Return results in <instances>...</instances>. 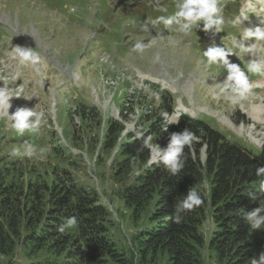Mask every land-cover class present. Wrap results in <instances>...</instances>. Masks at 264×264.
Masks as SVG:
<instances>
[{
	"label": "rangeland",
	"instance_id": "1",
	"mask_svg": "<svg viewBox=\"0 0 264 264\" xmlns=\"http://www.w3.org/2000/svg\"><path fill=\"white\" fill-rule=\"evenodd\" d=\"M243 1L220 0L225 20L222 32L211 36L197 29L184 36L157 22L158 17L176 11L177 0H0V87L20 94L11 98L9 114L17 107H34L45 114L38 133L20 136L12 129L7 110L0 107V171L4 167L13 169L11 163L17 162L25 168V180L47 182L52 167L68 169L75 182L94 188L107 206L116 232L114 241L131 264H165L163 253L151 259L139 257L137 237L150 221L142 218L135 222L120 195L144 165L132 163L117 175V162L122 158L119 146L129 141L130 135L144 138L150 152L148 163L158 160L156 144L161 148L167 145L154 131L161 125L163 129L179 113V121L184 115L205 121L264 161V121L253 120L241 109L242 104L264 102V87H253L251 95L232 105L219 91L225 69L207 66L202 55L213 42L229 47L235 53L229 57L230 62L247 72L253 57L241 50V42L245 46L254 43L244 40V31L259 23L255 12L243 13ZM237 18H241V24L234 25ZM153 38L156 45L143 55L129 54L135 41ZM16 46L40 52L44 59L41 75L31 66L18 63ZM259 46L255 56L264 57V41ZM156 53L161 56L158 63L153 62ZM247 74L252 84L264 80V73ZM190 75L198 77L197 85L193 89L187 84L184 91H179L177 85H183ZM141 83L143 88L139 87ZM161 90L166 96L163 104ZM169 98L171 111L162 107L168 106ZM114 121L123 129L106 141L107 126ZM148 137H152L150 143ZM25 140L44 148V159L39 155L33 159L12 157L11 150ZM104 141L110 147H103ZM205 147L200 148L201 162L205 160ZM202 183L207 189L206 178ZM210 228L208 217L203 226L205 237ZM19 251L17 246L9 264H30L32 258L18 256ZM201 255L203 264H220L207 245ZM3 259L7 258L0 254Z\"/></svg>",
	"mask_w": 264,
	"mask_h": 264
},
{
	"label": "trees",
	"instance_id": "2",
	"mask_svg": "<svg viewBox=\"0 0 264 264\" xmlns=\"http://www.w3.org/2000/svg\"><path fill=\"white\" fill-rule=\"evenodd\" d=\"M164 92L160 91L162 104ZM169 104L170 98L168 106L162 107L171 111ZM122 129L119 122H110L106 141ZM184 129L195 133L199 141L185 147V166L176 176L162 163H148L150 152L144 138L130 135L119 146L122 158L117 162V175L132 163L144 165L120 195L135 222L150 221L137 237L139 257L151 259L163 253L165 264H203L201 249L207 245L220 264H251L250 259L264 251V230L253 231L244 213L264 205V196L257 191L260 178L255 175L264 161L205 121L185 115L166 132L161 125L154 133L167 145L170 133ZM202 145L206 146L203 162L199 159ZM103 147L110 145L104 141ZM11 164L13 169L0 171V254L7 258L0 264L10 263L17 246V255L32 258L30 264H131L114 241L110 212L94 188L75 182L68 169L56 167L51 168L47 182L27 181L24 166ZM203 178L208 181L207 189L202 186ZM189 188L200 192L204 203L184 213L176 224L171 217ZM249 191L255 192L256 199L248 196ZM69 216L77 217V228L57 232V226ZM208 217L211 228L205 237L203 226Z\"/></svg>",
	"mask_w": 264,
	"mask_h": 264
},
{
	"label": "clouds",
	"instance_id": "3",
	"mask_svg": "<svg viewBox=\"0 0 264 264\" xmlns=\"http://www.w3.org/2000/svg\"><path fill=\"white\" fill-rule=\"evenodd\" d=\"M222 11L220 0H177L176 11L169 16L158 17L157 22L162 23L165 29L184 36L190 35L193 30L197 29L215 36L217 33L222 32L225 24ZM232 23L234 25L241 24V18H237ZM248 39L253 40L254 43L245 46V43L241 42V50L253 57L247 64V72L240 65L230 62L229 57L235 53L229 47L217 46L213 42L212 46L207 47L202 52L207 66L220 65L225 69L227 74L219 85V91L224 95L225 100L232 105L238 104L252 94L253 85L247 73H264V57L255 56V53L260 50L259 42L264 41V24L255 28H245L244 40ZM156 43L155 38L147 42L137 40L132 44L129 54L143 55L146 50L154 47ZM14 53L20 65L31 66L37 75L42 74L40 66L43 65L44 59L39 51L33 47L16 46ZM160 60V54L156 53L153 62L158 63ZM139 87L143 88L144 85L141 83ZM19 96V93L13 95L7 88L0 87V107L7 110V114L11 118V127L18 135L38 133L44 122L45 114L43 111H37L34 107H17L14 112L9 114V109L12 107L11 98ZM180 116L181 114L178 113L174 121L168 120L162 130L166 132L169 124H178ZM151 140L152 137H148L147 142L150 143ZM196 140H198V137L188 129L170 133L169 142L165 148H161L156 144L155 150L159 159L152 162L155 164L162 163L172 176H176L185 166V147L191 146ZM44 153V148H38L25 140L20 146L13 148L10 155L23 159H33L39 155L40 159H44ZM255 175L260 178L257 191L261 196H264V166H257ZM248 196L251 199H256V194L253 191H249ZM203 203L204 200L200 192L194 188H189L183 199L176 204L175 214L171 217L173 222L179 224L184 213L198 208ZM244 220L253 231L264 230V205H259L252 211L244 213ZM77 226V217L69 216L57 226L56 231L65 233L70 229L77 228ZM250 261L251 264H264V251H261L258 256L252 257Z\"/></svg>",
	"mask_w": 264,
	"mask_h": 264
},
{
	"label": "bare ground",
	"instance_id": "4",
	"mask_svg": "<svg viewBox=\"0 0 264 264\" xmlns=\"http://www.w3.org/2000/svg\"><path fill=\"white\" fill-rule=\"evenodd\" d=\"M245 1L246 2L243 3V10H242L243 13L255 12L256 15L258 16L255 19L256 22H258L261 18H264V0H245ZM258 6H261V8H259V10H257ZM243 15H247V14H243ZM252 23H253V21H252ZM198 80H199L198 77H195L194 75H190L189 78H187V80H185L183 82V85H179L178 84L177 87L179 88V91H181V92L186 89L187 84L191 85V87L194 89V87L198 83L197 82ZM253 82H254L252 84L253 87H255V86L258 87V88H263L264 87V80L263 79H260V80H257V81H253ZM200 83H204V82L202 81ZM177 87L176 86L174 87L175 91H176V89H178ZM179 107L183 108V105L181 104V102H180V106ZM241 109H242V111L244 113L247 114V116L251 117L253 120L264 121V102L263 101H260V102H258L256 104H253V103L242 104L241 105ZM216 111H210L208 113H210V114L213 113V114L219 116L220 113L218 114ZM191 114H193V113L191 112Z\"/></svg>",
	"mask_w": 264,
	"mask_h": 264
}]
</instances>
